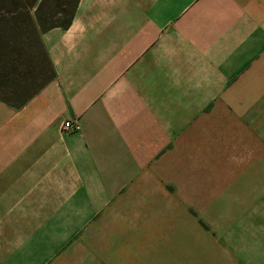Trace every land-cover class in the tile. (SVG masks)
<instances>
[{
  "label": "crops",
  "instance_id": "obj_1",
  "mask_svg": "<svg viewBox=\"0 0 264 264\" xmlns=\"http://www.w3.org/2000/svg\"><path fill=\"white\" fill-rule=\"evenodd\" d=\"M40 39L53 78L21 106L0 100V264H79L105 211L165 191L173 152L223 162L189 171L236 177L215 188L246 193L229 223L247 206L264 225V0H79ZM234 230V251L264 264V227Z\"/></svg>",
  "mask_w": 264,
  "mask_h": 264
},
{
  "label": "rangeland",
  "instance_id": "obj_2",
  "mask_svg": "<svg viewBox=\"0 0 264 264\" xmlns=\"http://www.w3.org/2000/svg\"><path fill=\"white\" fill-rule=\"evenodd\" d=\"M178 156L171 153V177L164 178L169 183H165V191L144 193L141 200L140 194H134L128 204L142 207L124 209L120 203L121 208L105 211L87 229L75 245L79 264H247L241 251L232 248L234 227L245 236L263 233V209H250L244 203L246 207L229 223V196L239 201L246 193L215 192V188L219 190L232 180L235 184L237 178L193 176L189 169L199 165L213 170L225 165L177 160ZM238 163L240 167L249 164ZM200 192L207 195V205L197 203ZM220 198L224 206L213 204Z\"/></svg>",
  "mask_w": 264,
  "mask_h": 264
},
{
  "label": "trees",
  "instance_id": "obj_3",
  "mask_svg": "<svg viewBox=\"0 0 264 264\" xmlns=\"http://www.w3.org/2000/svg\"><path fill=\"white\" fill-rule=\"evenodd\" d=\"M79 0H0V100L21 106L54 76L41 32L66 28Z\"/></svg>",
  "mask_w": 264,
  "mask_h": 264
},
{
  "label": "built area",
  "instance_id": "obj_4",
  "mask_svg": "<svg viewBox=\"0 0 264 264\" xmlns=\"http://www.w3.org/2000/svg\"><path fill=\"white\" fill-rule=\"evenodd\" d=\"M79 128L80 125L77 120L66 119L62 124V129L65 132L77 131Z\"/></svg>",
  "mask_w": 264,
  "mask_h": 264
}]
</instances>
